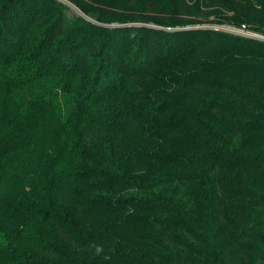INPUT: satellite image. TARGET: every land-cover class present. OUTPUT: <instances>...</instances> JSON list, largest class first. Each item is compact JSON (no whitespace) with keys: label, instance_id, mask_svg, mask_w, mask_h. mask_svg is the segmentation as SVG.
I'll return each instance as SVG.
<instances>
[{"label":"trees","instance_id":"16d2710c","mask_svg":"<svg viewBox=\"0 0 264 264\" xmlns=\"http://www.w3.org/2000/svg\"><path fill=\"white\" fill-rule=\"evenodd\" d=\"M189 1L147 0L149 16L136 6L125 25L86 29L39 0L1 6L0 264H264V219L250 218L264 209V40L126 24L179 27L171 9L204 6L264 33V0ZM168 61L167 94L102 105ZM235 171L246 176L233 188ZM236 199L252 208L240 231L225 214Z\"/></svg>","mask_w":264,"mask_h":264},{"label":"rangeland","instance_id":"374dc122","mask_svg":"<svg viewBox=\"0 0 264 264\" xmlns=\"http://www.w3.org/2000/svg\"><path fill=\"white\" fill-rule=\"evenodd\" d=\"M7 0H0V8L1 6L6 2ZM196 0L189 1V5L191 6ZM44 6L45 10L53 9L56 13L63 12L67 18L74 21V25L78 29H86L87 23H94V24H101L103 21L102 19H107L111 21V23H102L106 26H120L125 24H119L118 19H122L123 15L125 13L132 12L133 9L140 8L136 13L138 16H149L152 12L149 11V7L145 9L147 6V0H49V2H44L42 0H39L38 6ZM195 7V5H194ZM168 10L171 9V4L168 6ZM169 12V17H174L175 20H184L186 23L184 25H181L179 27H162L158 26L153 23H147L146 19H143L142 22L140 21H134L126 23L127 26H134V27H141V26H151V27H160V28H166L167 30H174L176 28H189V29H195V28H203V29H217V30H223L227 31L226 28L230 26L236 27V25H233L234 23H230V21H225V19H221L219 16H217L216 13H214L213 8H205L204 6H201L198 8V6L191 12L186 14H179L176 17L173 15V9ZM165 12V11H164ZM162 12L159 13V15L165 16L166 14ZM225 15L228 17L233 16V12L224 11ZM144 18V17H143ZM102 22H101V21ZM187 22H190L189 24ZM222 22V23H220ZM162 23L168 24V21L165 20ZM193 23V24H192ZM47 23H40L39 29L36 30L35 33V40L43 34V28L46 27ZM165 25V24H164ZM254 26V27H253ZM249 28V32L253 34H258L262 37H264V33L258 31L255 29V27H258L257 25H252ZM228 32V31H227ZM73 43V39H69L68 43ZM208 68L210 64L207 65ZM175 65L171 63V61L164 62L162 65L157 68L152 74L146 75L140 78H134L129 77L128 84L125 85V89L116 91L112 93L109 99H107L105 102H103V106L105 108H118L119 106H127L129 102L127 101V95L129 93L130 96L133 97H147L151 98L152 100L158 95V94H167L169 91H161L160 86L163 83L164 80H167L170 78L171 80L175 76ZM196 73V72H195ZM192 74V73H191ZM198 74V73H197ZM201 75H208L207 71H201ZM95 76V73H93L90 77V82L93 81ZM150 86L152 87V90H150ZM164 87H166L164 85ZM163 87V88H164ZM162 88V87H161ZM156 91V92H155ZM169 95V94H168ZM227 100L224 95L218 94V95H211L209 96V99L206 101H222ZM155 102V101H154ZM140 104V103H139ZM131 105V103L129 104ZM128 105V106H129ZM132 106V105H131ZM196 112V111H193ZM103 118H99L97 116L95 118V121H104ZM174 120V119H173ZM166 121V120H165ZM165 121H161V124ZM85 124V125H84ZM146 128L150 126V124H147L145 122L144 124ZM83 126H86V123L83 122ZM97 133H98V140L101 141L103 138H105V131L102 127L97 125ZM264 141V137L259 138V145L262 146ZM172 149V147H169ZM247 154V153H246ZM244 152H239L238 156H245ZM225 176L227 179H231L228 185H231L230 187L235 188L240 180L239 177L246 176V174L235 171V172H229L225 173ZM249 178H252L253 175H247ZM256 177L259 179V181H262V186H264V171L259 172L256 174ZM245 201H240L239 199L232 200L231 206L228 207L225 211L226 216H229L233 220V224L236 227L237 231L242 230L245 228V226L249 227L252 226V223H245L244 216L245 214H250L252 211L251 207L245 206ZM250 218L255 219H264V209L259 208L256 212L251 214ZM241 264H263L259 261H253L252 259H247L243 261Z\"/></svg>","mask_w":264,"mask_h":264},{"label":"built area","instance_id":"2783aa9c","mask_svg":"<svg viewBox=\"0 0 264 264\" xmlns=\"http://www.w3.org/2000/svg\"><path fill=\"white\" fill-rule=\"evenodd\" d=\"M226 30L228 32H231L234 34H239V35H243L246 37H252V38L264 40V37H262L258 34H253V33L249 32L248 28L245 25H242L240 27L230 26V27L226 28Z\"/></svg>","mask_w":264,"mask_h":264},{"label":"clouds","instance_id":"9594fccd","mask_svg":"<svg viewBox=\"0 0 264 264\" xmlns=\"http://www.w3.org/2000/svg\"><path fill=\"white\" fill-rule=\"evenodd\" d=\"M89 247L93 250L94 256H100L104 251L103 246L95 242L90 243Z\"/></svg>","mask_w":264,"mask_h":264}]
</instances>
